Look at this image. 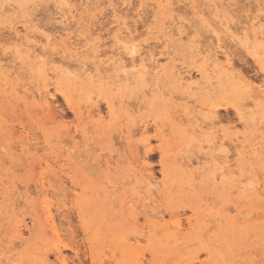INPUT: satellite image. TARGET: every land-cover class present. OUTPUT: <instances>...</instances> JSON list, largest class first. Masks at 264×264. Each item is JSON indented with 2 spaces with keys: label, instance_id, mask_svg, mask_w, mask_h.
<instances>
[{
  "label": "rangeland",
  "instance_id": "rangeland-1",
  "mask_svg": "<svg viewBox=\"0 0 264 264\" xmlns=\"http://www.w3.org/2000/svg\"><path fill=\"white\" fill-rule=\"evenodd\" d=\"M220 1L264 36V0H0V264H264V45Z\"/></svg>",
  "mask_w": 264,
  "mask_h": 264
},
{
  "label": "bare ground",
  "instance_id": "bare-ground-1",
  "mask_svg": "<svg viewBox=\"0 0 264 264\" xmlns=\"http://www.w3.org/2000/svg\"><path fill=\"white\" fill-rule=\"evenodd\" d=\"M190 2V1H189ZM213 2V1H212ZM215 3V2H214ZM228 3H225L224 1H220L219 3H216V7L217 8H219V9H223L224 10V12L222 11V13H224L223 15H218L219 16V18L217 19V16H216V19L215 20H217L218 21V23H217V25L219 26V27H222L223 28V30H224V32L226 31V32H228V34H229V37L231 38V41H230V43L231 44H233L234 46L235 45H237V44H239L240 42H243V44L245 45V49L246 50H248V49H252L253 47H261V46H263L264 45V36H263V34L262 33H260V32H256L255 30H254V28H253V25H254V21L256 20V18H252V20H249V21H247L246 23V25L244 26V27H242V28H236L235 26H232V25H230V22H229V19H228V10L226 9V8H228ZM226 7V8H225ZM230 7V6H229ZM217 10V9H216ZM218 12V11H217ZM190 14V13H189ZM206 14V13H205ZM202 16V15H201ZM196 17V23H198L199 24V26H200V24H202V22H203V18L202 17ZM61 20H60V24L61 25H63V29H64V27L66 26V22H67V18H65L64 16H62L61 18H60ZM195 20V19H194ZM203 26V25H202ZM185 27V26H184ZM201 27V26H200ZM66 29V28H65ZM200 30H201V28L198 30L199 32H200ZM222 30V29H221ZM190 31V30H189ZM188 31V32H189ZM177 33L179 34V35H181V31L179 32V31H177ZM203 33V32H202ZM212 34H214L213 35V37H215V39H214V41H215V43L214 42H212V43H214V46H210V45H204L205 47H201L202 48V52L203 53H206V55H207V61H208V67H210L211 69H217V70H221V71H223L227 76H229V77H231L232 76V68H234L235 69V65L233 66V63H232V58H231V55L233 54L231 51H230V49H229V47H227L225 44L223 45V44H221V42H220V38H219V36L213 31V33ZM205 36V35H204ZM15 37H17L16 39L17 40H20V44L22 45L23 43H25L26 44V46L27 45H31L32 47H37V48H39V50L40 51H42V54H44L45 53V49L44 48H42V46H38L36 43L35 44H31V43H29L26 39H24L23 37H20V36H18V35H16ZM198 38V37H197ZM203 38V37H202ZM201 38V39H202ZM183 39V38H182ZM208 39V38H207ZM196 40V39H195ZM205 40V39H204ZM198 41V40H197ZM200 41L201 40H199V43H200ZM204 42V41H203ZM203 42H201L202 43V45H203ZM206 42V41H205ZM68 43H70V42H68ZM72 43V42H71ZM20 44H19V46H20ZM208 44V43H207ZM209 44H210V42H209ZM55 46V45H54ZM233 46V47H234ZM36 48V49H37ZM68 48H72V47H68ZM119 48V47H118ZM113 49V48H112ZM250 49V50H251ZM16 50V49H15ZM65 50H67V49H61V50H56L55 51V53L56 54H59V53H62L61 54V57H65L66 56V51ZM73 50V49H72ZM262 50V49H261ZM22 51V50H21ZM114 51H115V54H113V55H111V57L109 58V59H107V60H109V61H112V62H118V63H120V65L123 67V68H126V65H125V63H124V61H123V57L121 56V54L122 53H119V52H117V49H114ZM252 51V50H251ZM44 52V53H43ZM113 52V51H112ZM133 52V51H132ZM167 52V51H166ZM135 53V52H134ZM134 53H132V54H129V56L127 57V59H129V65H130V69L128 70V72H127V70H126V79L125 80H127V82L129 81L128 79H129V77H130V75H133L132 73L136 70H140V71H142L143 73H147L148 71L150 72V71H153L154 69H156V65H155V63H157V61H155L153 58H152V56L150 55V56H147L146 54H144L143 56L141 55V53H139V54H137L136 56H134L133 54ZM168 53V52H167ZM167 53H165L164 52V54L165 55H169V54H167ZM18 54V53H17ZM146 55V56H145ZM21 57V56H20ZM122 57V58H121ZM8 58V57H7ZM6 58V59H7ZM255 58V57H254ZM40 59V58H39ZM136 61H138V62H136ZM127 63V62H126ZM39 64L41 65L42 64V66H43V62L41 63V59H40V62H39ZM45 65V64H44ZM128 65V66H129ZM127 66V67H128ZM1 68V67H0ZM2 69V68H1ZM127 69V68H126ZM208 69V68H207ZM42 70H44V72H42V74L45 76V77H48L47 76V74L48 73H45V72H47V70L48 69H46V68H44V66H43V68H42ZM125 70V69H124ZM122 71H123V69H122ZM121 71V72H122ZM184 71V70H183ZM236 71H238V70H236ZM52 72V71H51ZM125 73V72H124ZM123 73V74H124ZM184 73H186V74H188L187 72H183V74ZM54 75V74H53ZM124 75V76H125ZM43 76V77H44ZM50 76V75H49ZM121 76V75H120ZM123 76V77H124ZM134 77V76H133ZM188 78L190 77V76H187ZM55 78V77H54ZM120 78V77H119ZM125 78V77H124ZM123 78V79H124ZM187 78V79H188ZM141 79H143V76H141ZM140 79V80H141ZM186 79V80H187ZM193 79V78H192ZM132 80V79H131ZM131 80H130V82H131ZM204 80V79H203ZM143 81H144V79H143ZM255 81V80H254ZM69 82V81H68ZM95 82V81H94ZM204 82V81H203ZM202 82V83H203ZM49 83H50V81H49ZM253 84H254V82H252ZM251 83V84H252ZM257 83V82H256ZM148 84V83H147ZM183 84V83H182ZM250 84V87H249V89L250 90H252L253 91V93H252V96H256V97H260V98H263L264 99V83H258V84H255V85H251ZM1 85V84H0ZM48 85H50V84H48ZM249 86V85H248ZM253 86H255L254 88H255V90H253L254 88H252ZM247 87V86H246ZM246 89V88H245ZM248 89V88H247ZM249 90V91H250ZM145 91V90H144ZM46 92V91H45ZM52 92V91H51ZM254 92H256L255 94H254ZM251 93V92H250ZM254 94V95H253ZM37 95V94H36ZM38 95H39V98L41 99L42 98V95L40 94V92L38 93ZM37 95V96H38ZM92 95V94H91ZM35 98H37L35 95H33ZM27 97H32V95L31 94H29V95H27L26 96V98ZM121 97H122V95H121ZM29 98V99H30ZM90 98V97H89ZM255 98V97H254ZM50 99V98H49ZM120 99V98H119ZM45 100V98L43 97V100H41L42 102H45V104H46V101H44ZM121 100V99H120ZM262 100V99H261ZM120 102V101H119ZM121 102H122V100H121ZM52 103V102H51ZM89 104H90V102H89ZM107 105V104H106ZM127 105H129V104H127ZM130 106V105H129ZM95 107V106H94ZM108 107H109V105H108ZM87 108V107H86ZM85 108V109H86ZM133 108V107H132ZM135 108V107H134ZM95 109V108H94ZM109 109V108H108ZM114 109V108H113ZM75 110V109H74ZM125 110V109H124ZM126 111V110H125ZM114 112V111H113ZM131 112V111H130ZM85 113V112H84ZM132 113V112H131ZM86 114H87V118H92V117H95V115L97 116V118H101V116H100V112L97 110V111H91V110H86ZM115 124H117V123H115ZM184 124V123H183ZM208 124V123H207ZM88 127V126H87ZM89 129V128H88ZM185 129V128H184ZM186 129H187V127H186ZM12 130H14V129H12ZM67 131V130H66ZM127 131V130H126ZM129 131V130H128ZM134 131V130H133ZM59 132V131H58ZM87 132V131H86ZM14 133V132H13ZM64 133V132H63ZM62 133V134H63ZM67 133V132H66ZM88 133V132H87ZM86 133V134H87ZM191 134V133H190ZM135 134H133L132 136H134ZM131 136V135H130ZM194 136V135H193ZM238 136V135H237ZM24 137V136H23ZM127 138V137H126ZM126 138H125V140H126ZM61 141V140H60ZM60 141H58V142H60ZM56 143H57V141H56ZM61 143V142H60ZM223 144V143H222ZM183 151V150H182ZM225 151V150H224ZM226 152V151H225ZM194 154V153H193ZM136 156V155H135ZM137 157V156H136ZM136 157H135V159H136ZM187 158V157H186ZM138 159V158H137ZM180 159V158H179ZM186 161H187V159H185ZM185 160H184V158H183V160L181 161V162H179V160L177 159V163L179 162V163H181V165H182V162H185ZM205 160H207V158L205 159ZM173 161H175V159L173 160ZM197 162H195V163H197V164H201V162L199 161V159L198 160H196ZM208 161V160H207ZM209 161H211V160H209ZM193 163V162H192ZM139 164V163H138ZM184 164V163H183ZM189 164V163H188ZM187 164V165H188ZM35 165V164H34ZM177 165V164H176ZM190 166H191V164H189ZM182 166H184V165H182ZM181 166V167H182ZM209 166H211V165H209ZM136 167H138V166H136ZM185 168V167H184ZM202 168H205V166H202ZM141 170V169H140ZM143 170V169H142ZM186 170V169H185ZM144 172V171H143ZM143 172H140L139 173V175H140V178H142L143 180H145L146 181V185L147 186H149L150 188H152V187H157V185H158V183H157V181L155 180V179H153V177L152 176H149V175H146L145 173H143ZM138 173V172H137ZM137 177H138V174H137ZM191 177V176H190ZM261 183V182H260ZM264 183V182H263ZM191 186V185H190ZM191 189V188H190ZM256 189V188H255ZM25 190V189H24ZM20 192V191H19ZM30 193V192H29ZM157 193V192H156ZM28 194V193H27ZM260 195V194H259ZM156 197V196H155ZM159 200V199H158ZM148 204V203H147ZM38 205V204H37ZM150 205V204H149ZM37 207V206H36ZM251 210V209H250ZM147 211V210H146ZM239 212V211H238ZM47 213H48V219H50L51 221L53 220L52 219V216H51V211L48 209V211H47ZM249 213V212H248ZM251 213H252V210H251ZM152 216H153V214H152ZM47 226V225H46ZM179 230V229H178ZM65 260V259H64ZM64 264H66L65 262H64Z\"/></svg>",
  "mask_w": 264,
  "mask_h": 264
}]
</instances>
